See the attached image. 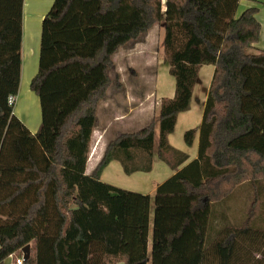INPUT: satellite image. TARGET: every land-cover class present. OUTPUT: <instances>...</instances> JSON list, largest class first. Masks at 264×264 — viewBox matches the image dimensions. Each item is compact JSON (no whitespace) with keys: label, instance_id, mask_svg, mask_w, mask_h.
Returning a JSON list of instances; mask_svg holds the SVG:
<instances>
[{"label":"trees","instance_id":"trees-1","mask_svg":"<svg viewBox=\"0 0 264 264\" xmlns=\"http://www.w3.org/2000/svg\"><path fill=\"white\" fill-rule=\"evenodd\" d=\"M240 1L55 0L29 86L42 111L33 133L8 101L21 84L24 0H0V264L27 244L22 264H148L152 196L101 175L113 160L126 173L150 170L155 155L178 161L169 135L190 109L203 64L214 71L202 121L185 132L189 146L198 134V154L180 159L154 191L151 264H206L213 204L248 182L253 195L242 224L225 226L213 246L218 264H233L240 240L254 232L264 180V49L253 47L261 23L255 7L236 16ZM161 22L175 93L161 101L158 140L155 122L123 133L88 175L113 55ZM137 152L145 163L135 164Z\"/></svg>","mask_w":264,"mask_h":264},{"label":"rangeland","instance_id":"rangeland-1","mask_svg":"<svg viewBox=\"0 0 264 264\" xmlns=\"http://www.w3.org/2000/svg\"><path fill=\"white\" fill-rule=\"evenodd\" d=\"M50 1L30 0V2L41 3L43 6L49 4L53 6L55 0H52V3ZM163 42L164 22H161L139 39L131 40L122 45L118 52L113 55L114 64L108 71L112 83L107 96L99 105L97 128L92 135L91 152L95 150V155L102 139L103 143L107 145L121 134L136 132L152 122L156 124V140H158V116L161 101L165 97L172 98L175 93V78L170 74L169 64L165 61ZM211 69L212 65L209 64H203L200 67L190 109L179 114L175 130L169 135V142L172 147L182 152L178 161L172 162L175 159V154L170 151L167 157L172 163H168L155 155L151 158L152 167L148 171L138 170L126 173L122 162L113 160L102 173V181L109 185L152 196L148 264H151L150 243L152 242L155 209L154 191L159 184L174 174V168L180 159L187 155L185 161L187 162L194 159L198 154L199 136L195 138L193 145L189 146L185 141V132L197 127L202 121L209 80H211V78L209 79ZM77 73L80 74L81 71L77 70ZM65 74L68 75V72ZM29 92L32 101H30V97H27ZM35 102H38L37 107L36 105L32 107ZM26 106L30 112L28 114V116L30 115L29 124L35 128L33 133H36L42 122L41 101L28 85L20 87L15 110H23ZM18 116L20 117L19 114ZM22 121L27 125L24 119ZM136 154V165L146 162L141 152ZM95 155L90 163L94 160ZM260 184L262 186L261 200L253 223L254 232L248 238L240 240L233 264H264V180ZM252 195L253 186L247 182L238 186L226 200L219 202V204H213L207 243L209 258L206 264H218L213 252L214 241L220 237L221 230L225 226H240L242 224ZM0 219L4 220L5 215L0 216ZM10 261L12 260L7 258L4 264H10Z\"/></svg>","mask_w":264,"mask_h":264},{"label":"crops","instance_id":"crops-1","mask_svg":"<svg viewBox=\"0 0 264 264\" xmlns=\"http://www.w3.org/2000/svg\"><path fill=\"white\" fill-rule=\"evenodd\" d=\"M50 2L52 3V0ZM51 5L52 4L43 6L41 5V3L30 2V0H24L23 39H22L23 62H22L20 87L27 86V85L30 86L31 79L38 71L39 60H40V39H41L42 23H43L44 17L50 11L49 8L50 7L52 8ZM250 7L257 8L256 17L261 23L260 40L253 46L254 51H255L258 49H264V0H241L237 8L236 16H239L244 10ZM213 71H214V67L212 66L209 79L212 78ZM209 81L211 82V80ZM18 96H19V93L17 95V99H18ZM27 97L28 98L30 97L29 98L30 101L33 100L31 99L30 92L29 94L27 93ZM35 105L37 107L38 102H35V104L32 105V107L33 106L35 107ZM15 113L17 115L19 114L20 117L22 116L21 118L25 120V122L29 126L30 130H32V132L35 130V128H33L31 124H29L30 115L28 116V114L30 112L28 111L27 106L23 110H18V111L15 110ZM96 128H97V125H96ZM96 128L94 131H96ZM105 148H106V145L103 143V139H102L100 141V144L98 146V151L92 163H90V161L88 160L87 167H86V174L88 175L92 174L95 166L101 159ZM101 180H102V175H101ZM10 264H13L12 261H10Z\"/></svg>","mask_w":264,"mask_h":264},{"label":"built area","instance_id":"built-area-1","mask_svg":"<svg viewBox=\"0 0 264 264\" xmlns=\"http://www.w3.org/2000/svg\"><path fill=\"white\" fill-rule=\"evenodd\" d=\"M8 101H9L10 104H15L16 105L17 96H15V95L9 96ZM23 256H24V254L21 255L19 258L18 257L16 258L14 255H11L10 258H11L13 264H22L23 261H24V257Z\"/></svg>","mask_w":264,"mask_h":264},{"label":"water","instance_id":"water-1","mask_svg":"<svg viewBox=\"0 0 264 264\" xmlns=\"http://www.w3.org/2000/svg\"><path fill=\"white\" fill-rule=\"evenodd\" d=\"M30 247H31V245L30 244H27L23 249H22V251H23V253H24V259L25 260H27V259H29V257H30Z\"/></svg>","mask_w":264,"mask_h":264}]
</instances>
